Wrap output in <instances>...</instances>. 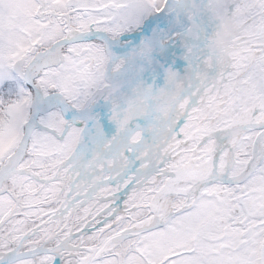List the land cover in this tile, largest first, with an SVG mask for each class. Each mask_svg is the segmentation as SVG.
I'll list each match as a JSON object with an SVG mask.
<instances>
[{"label": "snow or ice", "instance_id": "1", "mask_svg": "<svg viewBox=\"0 0 264 264\" xmlns=\"http://www.w3.org/2000/svg\"><path fill=\"white\" fill-rule=\"evenodd\" d=\"M0 264H264V0H0Z\"/></svg>", "mask_w": 264, "mask_h": 264}]
</instances>
